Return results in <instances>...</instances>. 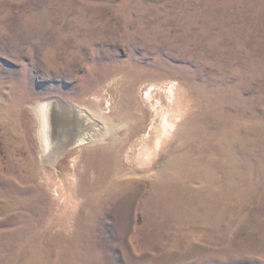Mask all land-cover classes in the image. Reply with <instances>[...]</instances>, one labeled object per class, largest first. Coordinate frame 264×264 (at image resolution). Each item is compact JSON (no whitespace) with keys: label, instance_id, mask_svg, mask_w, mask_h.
<instances>
[{"label":"rangeland","instance_id":"obj_1","mask_svg":"<svg viewBox=\"0 0 264 264\" xmlns=\"http://www.w3.org/2000/svg\"><path fill=\"white\" fill-rule=\"evenodd\" d=\"M0 264H264V0H0Z\"/></svg>","mask_w":264,"mask_h":264},{"label":"bare ground","instance_id":"obj_2","mask_svg":"<svg viewBox=\"0 0 264 264\" xmlns=\"http://www.w3.org/2000/svg\"><path fill=\"white\" fill-rule=\"evenodd\" d=\"M150 95L151 93L149 98ZM32 108L39 119L38 137L42 160L54 161L63 155L70 145L92 142L89 130L90 127L93 128V119L85 109L58 98L43 99L33 104ZM161 117L164 121L161 134H165L170 131L173 123L165 113ZM160 139L161 135H157L156 146L159 145Z\"/></svg>","mask_w":264,"mask_h":264}]
</instances>
